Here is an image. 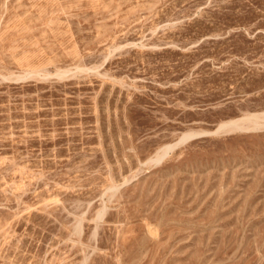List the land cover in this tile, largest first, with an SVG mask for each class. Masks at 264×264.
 <instances>
[{
	"label": "rangeland",
	"instance_id": "1",
	"mask_svg": "<svg viewBox=\"0 0 264 264\" xmlns=\"http://www.w3.org/2000/svg\"><path fill=\"white\" fill-rule=\"evenodd\" d=\"M0 264H264V0H0Z\"/></svg>",
	"mask_w": 264,
	"mask_h": 264
},
{
	"label": "bare ground",
	"instance_id": "2",
	"mask_svg": "<svg viewBox=\"0 0 264 264\" xmlns=\"http://www.w3.org/2000/svg\"><path fill=\"white\" fill-rule=\"evenodd\" d=\"M253 123H254V125H257L260 122L254 121ZM224 124L225 125H235L236 126L237 125V121L236 120H230V121L224 122ZM164 151H165V148H161L159 151L156 152L155 156L157 158H160L163 155Z\"/></svg>",
	"mask_w": 264,
	"mask_h": 264
}]
</instances>
